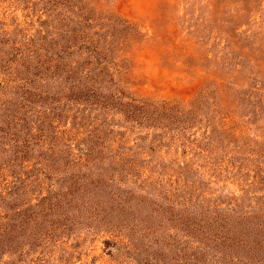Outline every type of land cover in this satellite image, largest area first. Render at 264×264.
Returning <instances> with one entry per match:
<instances>
[{
    "label": "rangeland",
    "instance_id": "374dc122",
    "mask_svg": "<svg viewBox=\"0 0 264 264\" xmlns=\"http://www.w3.org/2000/svg\"><path fill=\"white\" fill-rule=\"evenodd\" d=\"M0 264H264V0H0Z\"/></svg>",
    "mask_w": 264,
    "mask_h": 264
}]
</instances>
